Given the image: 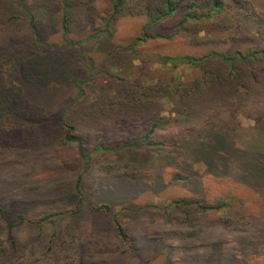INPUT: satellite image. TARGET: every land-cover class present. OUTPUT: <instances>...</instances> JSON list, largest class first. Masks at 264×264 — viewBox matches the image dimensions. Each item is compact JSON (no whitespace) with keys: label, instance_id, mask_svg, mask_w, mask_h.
Segmentation results:
<instances>
[{"label":"rangeland","instance_id":"rangeland-1","mask_svg":"<svg viewBox=\"0 0 264 264\" xmlns=\"http://www.w3.org/2000/svg\"><path fill=\"white\" fill-rule=\"evenodd\" d=\"M25 1L46 44L64 47L61 18L66 11L72 41L64 47L71 60L68 73L85 78L86 63L78 54L83 47L94 57L96 70L117 78L100 73L78 100L74 84L46 90L29 86L30 99L52 125L37 147L0 151V208L6 218L0 216V264H264V188L208 173L181 141L210 129L206 123L214 119V109L220 111L218 118L227 117L226 108L207 105L196 111L181 105L179 95L170 100L151 96L157 110L154 127V119L110 117L105 107L116 102L122 110L120 103L133 91L151 86L168 91L173 83L181 87L199 76L198 68L166 66L157 59L158 54L206 51L193 46L187 33L171 37L180 17L153 25L147 29L150 36L135 44L146 17L117 16L108 33L110 0ZM0 5V14L21 17L12 30L27 36L28 16L17 0H0ZM131 44L134 49H127ZM65 105H71L67 112ZM246 116L236 115L235 123H241L237 135L255 140V122ZM37 120L18 126L17 132L26 133L32 123L37 136L42 132ZM64 133L83 139L87 158L80 157L77 141H62ZM80 178L82 202L76 191ZM183 199L222 207L203 211L174 204ZM50 212L61 213L38 222ZM19 214L26 219L20 221ZM7 222L13 224L16 247L7 239Z\"/></svg>","mask_w":264,"mask_h":264},{"label":"trees","instance_id":"trees-1","mask_svg":"<svg viewBox=\"0 0 264 264\" xmlns=\"http://www.w3.org/2000/svg\"><path fill=\"white\" fill-rule=\"evenodd\" d=\"M17 2L28 16V21H25L29 25L27 36L23 33L20 36L21 33L12 30L20 16H10L6 11L0 14V151L3 152L35 148L47 139L48 125H52V122L44 109L30 99L29 86L46 90L74 84L77 99L86 93L85 85L94 81L100 73L117 78L108 70H96L94 57L83 47L78 49V54L86 63L85 78H77L73 71L68 73L71 60L64 47L72 41L69 38L66 11L62 12L61 18L62 38L66 41L63 47L44 43L35 16L26 1ZM63 6L66 8V4ZM110 9L112 14L106 19L108 28L114 18L120 15L146 17V28L140 37L134 39L135 44L150 36L148 28L179 16L171 37L181 32L187 33L193 46L206 51L199 55L158 54L160 63L174 67L181 64L192 66L200 70L199 76L181 87L179 83H173L168 91L156 86L149 87V91H133V96L120 103L122 110L116 109V102L105 104L109 116L133 120L135 114L154 119L152 126L155 127L158 125L155 121L157 110L154 102L148 100L151 96L170 100L179 95L181 105L195 108L196 111H202L201 108L205 110L207 105L226 108L229 111L227 117L218 118L220 111L214 109V119L210 120L209 117L206 123V127L209 125L211 128L198 132L193 138H182V147L186 148L195 162H201L208 173L230 177L251 187L264 188V0H110ZM110 29L108 33H111ZM28 37L32 42L28 41ZM78 43L83 45V41ZM32 47L36 49L35 53L30 52ZM132 48L134 44L127 49ZM70 108L71 105H65L64 110L67 112ZM239 111L255 122L252 128L257 139L248 141V138L238 137L241 123L235 122ZM36 118L40 119L37 124L42 131L37 136L32 123H27L26 133L21 135L17 132L18 126ZM62 138L64 142L77 141L80 157L87 158L82 138L70 133H64ZM146 139H149L148 135ZM101 149L107 148L101 146ZM76 191L82 202L84 194L81 178L76 182ZM181 203L195 205L203 211L222 207L203 205L195 200L174 202ZM91 207L103 209L108 206ZM57 213L61 212H50L38 222H46ZM0 216L6 219L1 208ZM19 219L23 221L26 217L19 214ZM114 223L120 237L125 239V229L120 221L115 218ZM7 226V239L16 247L13 224L7 222Z\"/></svg>","mask_w":264,"mask_h":264}]
</instances>
